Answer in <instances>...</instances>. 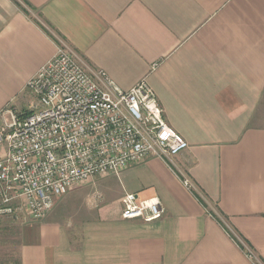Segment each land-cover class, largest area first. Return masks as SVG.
Listing matches in <instances>:
<instances>
[{"label":"crops","instance_id":"0c3cea01","mask_svg":"<svg viewBox=\"0 0 264 264\" xmlns=\"http://www.w3.org/2000/svg\"><path fill=\"white\" fill-rule=\"evenodd\" d=\"M60 40L123 90L146 81L188 148L74 189L42 221L3 216L16 256L1 264H264V0H0V131ZM128 193L164 216L124 219Z\"/></svg>","mask_w":264,"mask_h":264},{"label":"built area","instance_id":"2783aa9c","mask_svg":"<svg viewBox=\"0 0 264 264\" xmlns=\"http://www.w3.org/2000/svg\"><path fill=\"white\" fill-rule=\"evenodd\" d=\"M26 88L34 96L29 109L0 131V146H7L0 156V219H17L19 210L42 221L74 189L151 158L173 164L188 148L146 81L123 90L103 70L89 69L62 40ZM182 183L195 190L189 178ZM122 204L127 220L152 222L166 212L158 197L128 193Z\"/></svg>","mask_w":264,"mask_h":264},{"label":"rangeland","instance_id":"374dc122","mask_svg":"<svg viewBox=\"0 0 264 264\" xmlns=\"http://www.w3.org/2000/svg\"><path fill=\"white\" fill-rule=\"evenodd\" d=\"M33 100L34 96L31 94L30 97L27 98V109H29V103L31 104ZM7 120L11 122L10 117ZM14 247L15 246L10 244L9 241H6L5 243H0V264L5 263L6 260H10L11 258H14L16 256V254L14 253Z\"/></svg>","mask_w":264,"mask_h":264},{"label":"trees","instance_id":"16d2710c","mask_svg":"<svg viewBox=\"0 0 264 264\" xmlns=\"http://www.w3.org/2000/svg\"><path fill=\"white\" fill-rule=\"evenodd\" d=\"M9 227L0 223V237L8 233Z\"/></svg>","mask_w":264,"mask_h":264}]
</instances>
